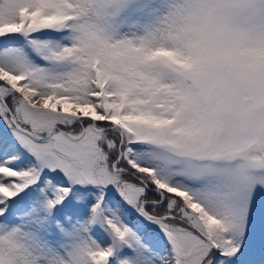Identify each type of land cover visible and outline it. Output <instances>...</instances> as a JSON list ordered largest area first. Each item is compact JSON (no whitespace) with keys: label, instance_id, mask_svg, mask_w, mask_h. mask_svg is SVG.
Wrapping results in <instances>:
<instances>
[{"label":"snow or ice","instance_id":"6c2138e0","mask_svg":"<svg viewBox=\"0 0 264 264\" xmlns=\"http://www.w3.org/2000/svg\"><path fill=\"white\" fill-rule=\"evenodd\" d=\"M0 264H264V0H0Z\"/></svg>","mask_w":264,"mask_h":264}]
</instances>
